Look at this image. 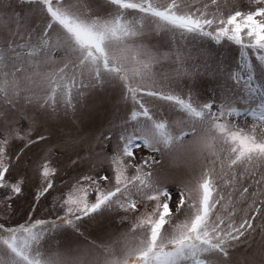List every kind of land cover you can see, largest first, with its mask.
Segmentation results:
<instances>
[{"label": "snow or ice", "instance_id": "obj_1", "mask_svg": "<svg viewBox=\"0 0 264 264\" xmlns=\"http://www.w3.org/2000/svg\"><path fill=\"white\" fill-rule=\"evenodd\" d=\"M113 101L108 130L81 134ZM38 146L37 201L53 153L84 171L52 218L0 222V264H231L264 237V0H0L5 214L25 183L8 174ZM113 214L129 227L100 243L89 227Z\"/></svg>", "mask_w": 264, "mask_h": 264}, {"label": "rangeland", "instance_id": "obj_2", "mask_svg": "<svg viewBox=\"0 0 264 264\" xmlns=\"http://www.w3.org/2000/svg\"><path fill=\"white\" fill-rule=\"evenodd\" d=\"M229 2L231 3L232 0H229ZM243 2L247 3V0H243ZM221 3L223 4V0H221ZM225 11H227V8H225ZM219 51L224 52L229 58L232 56H238V52L235 50L230 51L227 49H220ZM213 86L214 85L211 82L205 80L195 91L199 98H205L211 95V89ZM114 104L115 101L107 105V107L100 112L95 113L91 119L82 126L83 132L81 134L94 133L99 135L102 132H106L108 130L106 120L110 117V113L114 111ZM240 122L241 124L244 123L243 120ZM59 131L67 133L73 131V129L71 127H61ZM53 143H55V141H53ZM113 143H115V141H113ZM20 146V141H14L11 145V151L16 152ZM49 147H51V145H49ZM44 151L45 150L39 146L31 148L24 154L20 164L17 167H14L12 172L8 174L9 180L23 177L25 183L23 184L22 193L11 202L12 206L7 214L3 211L4 205L0 204V222L13 225L22 223L30 218L29 214H31L32 219L52 218L56 215V212L52 210L54 199L58 198L61 194L66 193L78 178V174L84 171L83 167L74 168L72 166L69 157L75 159L73 151H65L61 149V152H63L62 155L59 153H53L51 156L52 166L57 169V174L53 178L54 188L49 190L48 193L37 201L35 197L41 187V180L36 171V165L40 160V157L44 155ZM146 154L147 150H145L144 153L137 152V157L140 158ZM199 171L200 165L199 162H197L193 166L191 173H185L183 176L180 174H174L169 180L168 186L175 190L179 180L190 179L192 175H198ZM245 183L251 184V181L249 180ZM255 187L254 184H251L250 191L254 190ZM4 191L5 190L0 189V197L3 196ZM34 205H36L35 211H33ZM120 215L123 214L121 213ZM237 219H239V216ZM129 223L128 220L121 223L120 216L113 214L110 221L106 220L103 222V229H98L95 225H92L89 227V232L98 242L110 243L112 240L118 238L119 235L129 227ZM106 232L110 233V235H106ZM231 264H264V237L257 232L249 246H241L238 251L233 252Z\"/></svg>", "mask_w": 264, "mask_h": 264}]
</instances>
